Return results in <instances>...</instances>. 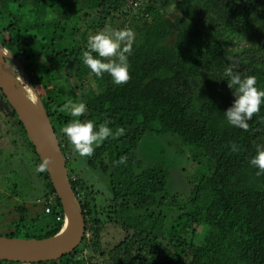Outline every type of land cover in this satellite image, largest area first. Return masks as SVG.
I'll return each instance as SVG.
<instances>
[{"label": "trees", "instance_id": "16d2710c", "mask_svg": "<svg viewBox=\"0 0 264 264\" xmlns=\"http://www.w3.org/2000/svg\"><path fill=\"white\" fill-rule=\"evenodd\" d=\"M107 26L133 33L122 85L107 73L97 78L81 60L88 36ZM0 47L23 64L30 81L6 57L41 97L67 166L74 152L59 131L72 119L62 111L65 100L85 102L81 120L124 129L87 157L88 167L108 179L105 195L68 168L86 222L78 246L53 260L0 264H264V175L249 164L264 146V104L247 130L228 125L223 112L234 96L221 79L231 67L255 75L264 88V0H0ZM165 134L192 145L193 160L208 157L185 200L170 190L169 166L157 154L141 155L149 150L146 138ZM3 138L13 153L21 147L31 153L37 194L30 199L38 207L33 211L13 184L5 204L18 215L6 222L8 212L0 214L11 227L4 235L56 234L65 221L61 200L48 170L35 171L42 159L0 87ZM121 156L125 162L116 163Z\"/></svg>", "mask_w": 264, "mask_h": 264}, {"label": "clouds", "instance_id": "9594fccd", "mask_svg": "<svg viewBox=\"0 0 264 264\" xmlns=\"http://www.w3.org/2000/svg\"><path fill=\"white\" fill-rule=\"evenodd\" d=\"M132 45L131 30L106 27L88 36L87 48L82 52L81 60L97 78L107 73L113 84L122 85L129 79L128 56L132 52ZM221 79L226 81L234 96L232 104L223 112L224 120L230 126L247 130L249 127L247 121L251 120L253 114L258 113L264 104V88L257 87L255 75L234 72L231 67L224 70ZM62 111L72 119L63 124L59 131L79 157H90L94 148L107 138L119 137L124 133L122 127H117L113 131L107 121L95 124L92 120H81L80 117L87 111L83 101L67 99L62 105ZM231 147L233 151L237 150L235 144ZM125 159L121 156L115 162L124 163ZM48 163V159H42L35 166V171L45 172ZM249 164L257 169L256 175H264V146H257L255 154L249 159Z\"/></svg>", "mask_w": 264, "mask_h": 264}, {"label": "water", "instance_id": "95a60500", "mask_svg": "<svg viewBox=\"0 0 264 264\" xmlns=\"http://www.w3.org/2000/svg\"><path fill=\"white\" fill-rule=\"evenodd\" d=\"M6 57L12 58L30 81L21 61L0 47V87L23 122L41 159L49 161L47 170L61 200L65 221L56 234L45 238L0 234V259L23 262L53 260L72 251L81 242L86 229L82 204L72 187L66 158L41 97L34 89V96L29 93Z\"/></svg>", "mask_w": 264, "mask_h": 264}, {"label": "rangeland", "instance_id": "374dc122", "mask_svg": "<svg viewBox=\"0 0 264 264\" xmlns=\"http://www.w3.org/2000/svg\"><path fill=\"white\" fill-rule=\"evenodd\" d=\"M115 29L119 28L115 27ZM29 93L34 96L32 91ZM171 135L181 140L177 134ZM161 136L162 137L157 138H146L145 144L148 145L149 143V150L143 149L141 155L150 160V156L157 154L159 161L163 160L167 167L169 166L170 190L172 191L173 195L178 194V200H185V198L188 197V194L190 193L192 186L191 182L193 181L194 173L199 172L200 174H203L206 172L207 159H205V157L207 156L205 155L200 159L193 160V158H191L192 153L190 152L194 149L192 145H185L181 143L182 141L177 142V139L176 142H171V139L167 134ZM0 142V214L2 212H8L4 218L6 219V222H9L11 217L18 215V212L14 209V205L12 203L10 205L5 204L9 195H13V184H18L16 192L20 196L24 198L28 197L26 204L29 205L33 211H36L38 207L32 205L31 200L33 199L30 198L36 196L37 190L32 188L33 177L28 172L32 171V168L30 167L32 160L30 156L31 153L28 150L26 151V148L21 147V150H19L20 154L17 155V152L13 153L14 150L10 147V144L8 145L5 138L0 139ZM181 145L184 146L185 149H183L186 152L179 148ZM162 147H164L166 150H164L161 155L158 153V151L153 150L155 148L161 150ZM72 156H74V158L68 164L69 171L72 172L75 170L76 172L81 173L82 176H84L92 184L96 185L94 188L95 190H97L99 187L100 190H102V194L105 195V192L109 191L108 179L105 176H102L100 172L88 167L87 157H79L75 153H73ZM144 157H142V159H145ZM99 195L101 196L100 193ZM12 200L17 201L16 199ZM10 228L6 223H1L0 221V234L4 235Z\"/></svg>", "mask_w": 264, "mask_h": 264}]
</instances>
